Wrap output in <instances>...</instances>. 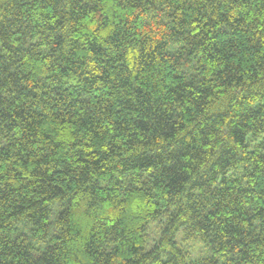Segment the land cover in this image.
Here are the masks:
<instances>
[{
  "label": "trees",
  "instance_id": "obj_1",
  "mask_svg": "<svg viewBox=\"0 0 264 264\" xmlns=\"http://www.w3.org/2000/svg\"><path fill=\"white\" fill-rule=\"evenodd\" d=\"M0 264H264V0H0Z\"/></svg>",
  "mask_w": 264,
  "mask_h": 264
},
{
  "label": "rangeland",
  "instance_id": "obj_2",
  "mask_svg": "<svg viewBox=\"0 0 264 264\" xmlns=\"http://www.w3.org/2000/svg\"><path fill=\"white\" fill-rule=\"evenodd\" d=\"M190 247V253L193 257H197L199 255L204 254L206 251H201L202 250V244L199 243H188Z\"/></svg>",
  "mask_w": 264,
  "mask_h": 264
}]
</instances>
